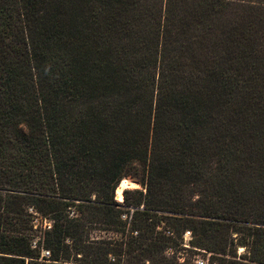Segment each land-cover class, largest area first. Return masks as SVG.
I'll list each match as a JSON object with an SVG mask.
<instances>
[{"label":"trees","instance_id":"trees-1","mask_svg":"<svg viewBox=\"0 0 264 264\" xmlns=\"http://www.w3.org/2000/svg\"><path fill=\"white\" fill-rule=\"evenodd\" d=\"M186 231L264 264V0H0V264H179Z\"/></svg>","mask_w":264,"mask_h":264},{"label":"rangeland","instance_id":"rangeland-1","mask_svg":"<svg viewBox=\"0 0 264 264\" xmlns=\"http://www.w3.org/2000/svg\"><path fill=\"white\" fill-rule=\"evenodd\" d=\"M126 179H129V180H132L134 183H136L137 185H138V188H136V189H130V190H139V191H142V192H144L145 190L143 189V187L136 181V179H134L133 177H127ZM123 195V194H122ZM123 197V196H122ZM123 199V198H122ZM116 201V200H115ZM118 203H121L122 201H117ZM33 225H37V223L35 222V221H33ZM35 227L36 226H34V228H33V230L35 229ZM166 230H168V231H172V229L171 228H166ZM90 235H91V237H93V238H99V237H107V236H109V235H105L104 233H102V232H98V231H92V232H90ZM234 237H235V235H234ZM184 244H186L187 245V247L186 248H182V249H180L179 251H178V253L176 252V251H174V250H172V249H170L169 251H170V256H172V255H176L178 258H180V260L181 261H183V263L184 264H194L193 263V261L194 260H196L197 258H198V256H200V255H198L199 254V252H197V250H200V249H197V248H193V247H191V246H189L188 244V240H186V241H184L183 242ZM193 248V249H192ZM247 248V247H246ZM202 251H204V250H202ZM246 249L244 248V247H239L238 249H237V256H238V253H240V255H245L246 254ZM210 254V253H209ZM210 256H211V254H210ZM225 258H227V257H225ZM249 258V257H248ZM229 258H227V260H228ZM240 262H242V263H245V264H248V262L246 261V260H244V259H240Z\"/></svg>","mask_w":264,"mask_h":264},{"label":"built area","instance_id":"built-area-1","mask_svg":"<svg viewBox=\"0 0 264 264\" xmlns=\"http://www.w3.org/2000/svg\"><path fill=\"white\" fill-rule=\"evenodd\" d=\"M166 235H167V236H171L172 234H171L170 232L167 231V232H166ZM182 237H183V242L186 241V240H188V243H189V241H191V239H192V236H191L190 231H186V232H184V234H183ZM188 245H189V244H188ZM182 246H183L184 248L187 247L186 244H183ZM189 246H190V245H189ZM192 249H193V248H192ZM169 250H170V249H168V251H167V255L170 256L171 254H170V251H169ZM197 252H199L198 255H200V256H198V258H197L196 260H194L193 263H194V264H209V262H210V254L207 253V252H205V251H202V250H197ZM45 255H48V253L46 252ZM239 256H241L240 253H238V258H237V260H240V259H239ZM177 261H178L179 264H184L183 261H181L180 258H178V257H177Z\"/></svg>","mask_w":264,"mask_h":264},{"label":"bare ground","instance_id":"bare-ground-1","mask_svg":"<svg viewBox=\"0 0 264 264\" xmlns=\"http://www.w3.org/2000/svg\"><path fill=\"white\" fill-rule=\"evenodd\" d=\"M136 188H138V185L136 183H134L132 180L123 179L119 183V185H118V187H117V189L115 191V199H116V201H123L122 192L124 190H126V189L130 190V189H136Z\"/></svg>","mask_w":264,"mask_h":264},{"label":"water","instance_id":"water-1","mask_svg":"<svg viewBox=\"0 0 264 264\" xmlns=\"http://www.w3.org/2000/svg\"><path fill=\"white\" fill-rule=\"evenodd\" d=\"M118 185H119V184H118ZM117 187H118V186H117ZM116 189H117V188H116ZM126 190H129V189H126ZM126 190H124V191H126ZM115 191H116V190H115ZM124 191H123V192H124ZM123 192H122V194H123ZM122 196H123V195H122ZM114 197H115V194H114ZM115 200H116V199H115ZM122 202H123V201H122ZM122 202H121V203H122Z\"/></svg>","mask_w":264,"mask_h":264}]
</instances>
